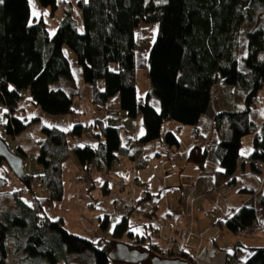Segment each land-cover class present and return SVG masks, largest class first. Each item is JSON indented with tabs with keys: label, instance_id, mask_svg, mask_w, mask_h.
<instances>
[{
	"label": "trees",
	"instance_id": "16d2710c",
	"mask_svg": "<svg viewBox=\"0 0 264 264\" xmlns=\"http://www.w3.org/2000/svg\"><path fill=\"white\" fill-rule=\"evenodd\" d=\"M37 1L52 11L61 9L62 3L58 5L57 0ZM78 5L84 30L69 7L51 35L43 19L32 21L30 0L0 3V110L8 116L4 127L9 137L20 135L32 124L15 115L24 100L51 116L74 112L73 96L50 87L61 78H72L66 47L77 56L87 84L105 82L104 91L95 88L94 103L103 105L122 93L131 112L143 116V143L158 140L166 122L197 129L211 105L212 90L226 87L225 108L214 118L220 136L216 153L221 176H234L243 157L242 139L252 134L254 146L248 158L253 169L263 174L264 121L258 132L253 113L264 90V0H80ZM142 23L159 25L148 63L160 111L147 101L138 103L135 99V30ZM245 29L248 52L242 56L240 39ZM112 64L119 66L117 72L111 70ZM87 129L82 125L70 130L59 126L42 129L44 139L37 154L41 172L30 177L28 187L33 191L40 181L38 188L46 191L47 187L48 191L43 195L33 193L30 205L13 194L15 204L0 216V264H58L61 259L65 264H111L108 254L122 240L130 242L131 249L148 251L162 259L183 260V252L143 246L144 240L135 238L130 230L128 216L115 225L111 239L93 242L68 232L62 220L52 221L46 215L45 209L64 197L63 167L70 157L68 137H82ZM93 131L92 138L99 140V145L77 147L75 156L85 168L97 161L100 170H111L121 152L119 131L102 127L98 132V125ZM0 139L7 145L6 139ZM165 141L171 148L179 147V139L172 132L166 134ZM195 151L189 159L203 163L204 158H197ZM4 162L0 156V168ZM104 193L108 194L107 186ZM261 205L264 207V195ZM256 221V211L244 206L225 225L231 232L240 233ZM108 226L109 217L105 216L100 228L106 231ZM237 255L228 254L226 264H264V247L254 249L245 262Z\"/></svg>",
	"mask_w": 264,
	"mask_h": 264
},
{
	"label": "crops",
	"instance_id": "0c3cea01",
	"mask_svg": "<svg viewBox=\"0 0 264 264\" xmlns=\"http://www.w3.org/2000/svg\"><path fill=\"white\" fill-rule=\"evenodd\" d=\"M43 11L46 13V10ZM42 19L45 21L44 17ZM76 19L79 28L84 30L80 7ZM137 29L135 99L138 103L147 101L160 111L161 103L153 96L149 78L148 55L153 43L138 35ZM64 52L71 62L72 78H61L50 87L73 96L74 112L52 118L55 122L52 126L70 130L75 125L91 129L98 125V132L102 127L118 129L121 152L117 160L122 165L110 171L123 179L126 185L107 184L100 174L97 161L85 168L75 156L77 147H97L99 140L85 135L78 138L69 136L70 157L63 167L64 197L45 209L52 221L62 220L63 228L68 232L97 242L111 239L115 225L128 216L130 230L135 238L144 240L143 246L154 245L167 252L169 241L177 239L183 245V260L190 264H226L227 255L235 253L238 260L245 262L254 249L264 247V207L261 205L264 172L255 171L248 158L253 151L255 135L242 139L243 157L234 176L229 179L221 176L222 168L216 153L220 136L214 127V118L225 108L226 87L221 88L223 99L210 105L197 129L174 121L166 122L158 140L143 143L141 140L146 134L143 116L131 112L122 93L111 97L103 105L94 103L95 88L104 91L105 82L100 80L96 86L87 84L78 59L70 57L66 47ZM111 70L117 72L119 66L112 64ZM43 113L27 100L21 102L15 111L16 117L28 122L41 120ZM253 119L260 132L264 121V90L260 92L259 106L253 113ZM166 125L169 127L165 128ZM168 132L178 137L179 147L167 145L165 137ZM23 133L12 138L18 142V150H10L21 159L19 169L22 166L23 175L17 173L7 161L1 167L0 216L15 204L13 194L30 205L33 193H46L44 189L40 192L41 188L35 187L32 191L28 187L30 177L41 172L40 166L34 165L30 155L37 157L44 135L31 151L27 141L23 140ZM179 135L189 139L185 148ZM194 149L197 158H204L203 163L189 159ZM87 177L92 180L91 183H87ZM105 186L108 194L104 193ZM244 206L253 208L257 216V230L249 235L233 233L225 225ZM105 216L109 217V226L103 231L100 223Z\"/></svg>",
	"mask_w": 264,
	"mask_h": 264
},
{
	"label": "rangeland",
	"instance_id": "374dc122",
	"mask_svg": "<svg viewBox=\"0 0 264 264\" xmlns=\"http://www.w3.org/2000/svg\"><path fill=\"white\" fill-rule=\"evenodd\" d=\"M63 2L69 5V7L72 6L73 14L76 16V13L79 9V5H78L79 1L77 0H57L58 5H60ZM30 5H31L32 21L35 18H37V21H39L42 19V17H44L47 23V28L50 31V33L53 35L59 27V22L61 21V17L65 16V12H63L60 8H58L55 11H52V9L49 7L48 8L42 7L37 0H30ZM43 10H46V13H44ZM158 29H159V25L157 23H142L136 32L138 33V35L140 34L143 35V37H145V39L148 40L150 43H154V41L156 40L157 34H158ZM241 38H242L241 39V55L246 56L248 52V30L247 29H245L242 32ZM66 50L69 53L70 57L72 56L73 59L76 60L77 56L69 48H66ZM43 114H44V117H42L41 120L39 121H35L34 119H32L31 120L32 124L27 128V130L24 131L22 135L23 140L27 141V145L31 151L34 148V146L40 143V140L42 139V136H43L42 129L44 127H53L52 124L55 123L52 118H56V116L47 115L45 113ZM7 121H8L7 114L4 111L0 110V135H1L0 137L2 139L3 138L6 139L7 146L10 150L17 151L18 145H19L18 142H16L14 139H12L6 134L4 124ZM167 127L169 126L166 125L165 128ZM186 128H190V127H186ZM179 137L182 142V147L185 148L189 144V139L186 136H182V135L181 136L179 135ZM30 156L32 158L34 165L35 164L38 165L37 157H35L33 154ZM29 163H31V161ZM1 173L2 172L0 168V176L2 175ZM42 190L43 188L40 189V192ZM121 242L131 245V243L128 241L122 240ZM58 264H65V263L61 259L59 260ZM111 264H125V263H119V262L112 261Z\"/></svg>",
	"mask_w": 264,
	"mask_h": 264
},
{
	"label": "water",
	"instance_id": "95a60500",
	"mask_svg": "<svg viewBox=\"0 0 264 264\" xmlns=\"http://www.w3.org/2000/svg\"><path fill=\"white\" fill-rule=\"evenodd\" d=\"M0 156L4 157L14 170L23 175L21 168L22 161L13 154L8 146L0 139ZM109 259L114 262L125 264H190L189 262L180 259H162L159 256H154L150 252H142L137 249H131L126 243H118L110 252ZM203 257V256H202Z\"/></svg>",
	"mask_w": 264,
	"mask_h": 264
},
{
	"label": "built area",
	"instance_id": "2783aa9c",
	"mask_svg": "<svg viewBox=\"0 0 264 264\" xmlns=\"http://www.w3.org/2000/svg\"><path fill=\"white\" fill-rule=\"evenodd\" d=\"M60 7H61L62 11H70L69 6H67L66 4H61ZM222 98H223V91L221 89L215 88V89L212 90V92H211V104H214V103L222 100ZM93 135H94L93 129L88 128L86 130V132H85V136L88 137V138H92ZM121 165H122L121 161L117 160L115 162V164L113 165V167L119 169L121 167ZM100 174H101L103 180L107 184L118 185L119 187H123V186L126 185V182L123 179L117 177L114 173H112L107 168L102 169ZM91 181L92 180L90 178L87 179L88 183H91ZM36 183L38 184V186L41 185L40 181H36ZM45 190L48 191V188L45 187ZM256 230H257L256 225H252V226H249V227L243 229L241 231V233L244 234V235H249V234H251L252 232H254ZM168 251L181 253V252H183V245L177 239H171L169 241V249H168Z\"/></svg>",
	"mask_w": 264,
	"mask_h": 264
},
{
	"label": "snow or ice",
	"instance_id": "6c2138e0",
	"mask_svg": "<svg viewBox=\"0 0 264 264\" xmlns=\"http://www.w3.org/2000/svg\"><path fill=\"white\" fill-rule=\"evenodd\" d=\"M0 3H2V0H0Z\"/></svg>",
	"mask_w": 264,
	"mask_h": 264
}]
</instances>
